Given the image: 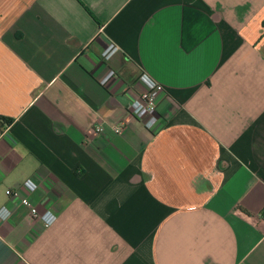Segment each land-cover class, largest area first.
Returning <instances> with one entry per match:
<instances>
[{"label":"crops","instance_id":"1","mask_svg":"<svg viewBox=\"0 0 264 264\" xmlns=\"http://www.w3.org/2000/svg\"><path fill=\"white\" fill-rule=\"evenodd\" d=\"M263 22L264 0H0V264H264ZM28 178L47 227L5 194Z\"/></svg>","mask_w":264,"mask_h":264},{"label":"built area","instance_id":"2","mask_svg":"<svg viewBox=\"0 0 264 264\" xmlns=\"http://www.w3.org/2000/svg\"><path fill=\"white\" fill-rule=\"evenodd\" d=\"M117 51V46L110 43L102 53V59L108 60ZM114 76V71L110 70L107 75L101 80V84H105L110 78ZM138 83L141 85V90L136 92L135 96L131 99L128 108L130 113L139 121L142 122L145 128L152 129L157 121V98L164 91V87L152 78L147 72L140 71L137 77ZM96 132H102L103 126L98 125L95 127ZM119 127L114 128V132L118 133ZM38 188V183L28 178L22 183L21 190L6 189L5 194L13 198L16 206H22L26 208L28 215L42 223L45 227L51 225L56 215L50 210L46 209L40 211L36 205H34L27 194L35 191ZM24 192V195L21 193ZM26 193V194H25ZM11 208L7 205L0 207V221L8 219L11 215ZM260 216L264 219V210L260 213Z\"/></svg>","mask_w":264,"mask_h":264},{"label":"trees","instance_id":"3","mask_svg":"<svg viewBox=\"0 0 264 264\" xmlns=\"http://www.w3.org/2000/svg\"><path fill=\"white\" fill-rule=\"evenodd\" d=\"M263 25H264V22H263ZM12 120L10 118H3V117H0V125L1 124H9Z\"/></svg>","mask_w":264,"mask_h":264}]
</instances>
